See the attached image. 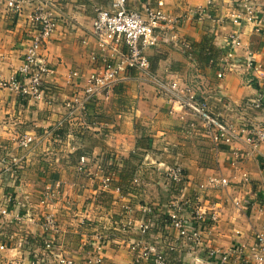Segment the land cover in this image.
I'll return each instance as SVG.
<instances>
[{
    "label": "crops",
    "instance_id": "crops-1",
    "mask_svg": "<svg viewBox=\"0 0 264 264\" xmlns=\"http://www.w3.org/2000/svg\"><path fill=\"white\" fill-rule=\"evenodd\" d=\"M26 1L20 13L0 7V80L11 78L21 65L34 35L29 15L36 6L61 10L75 21L61 27L42 51L54 68L45 78L51 88L44 100L0 88V160L21 166L19 182L13 180V169L0 175V264H49L38 226L47 215L54 216L62 228L60 235H48L60 258L96 264V238L103 234L100 254L104 264H153L139 258L141 243L159 246L165 235L179 243L178 229L164 228L159 221L172 213L177 198L159 186L160 173L175 165H181L188 177L181 197L186 214L193 215L197 206L202 214H214L217 222L211 228L203 227V250L176 247L169 251L165 247L171 264H218L209 251L253 247L257 235L264 233V143L255 148L244 140L214 145L196 115L190 114L186 121L169 117V103L160 87L167 81L189 84L213 112L233 123L242 122L246 115L242 104L248 98L264 99V81L258 82L245 70L220 79L212 56L232 53L239 64L255 60L264 66V28L256 30V19L264 16V0H250L256 18L238 24L227 17L235 9L240 13L244 9L241 5L233 8L231 0H167V10L181 17V35L193 45L192 56L165 44L151 49L149 73L126 74L111 102L100 97L90 101L84 112L67 108L66 102L81 97L88 78L104 66L101 59L106 53L92 37L91 28L97 11L110 9L112 0ZM146 1L129 0V5L140 10ZM203 5L209 15L198 19L191 10ZM236 32L243 43L240 48L229 40ZM206 37L202 51L200 44ZM91 52L98 61L91 59ZM75 69L81 70L82 78L67 87L65 77ZM257 124L264 128V118ZM27 134L38 139L25 156L20 139ZM109 152L124 162L115 186L103 191L99 165ZM135 153L142 158L131 163ZM82 157L89 162L85 173L79 170ZM131 170H135L133 177ZM129 173L130 178H125ZM136 175L143 179L140 185L133 182ZM212 177L228 179L230 185L207 187ZM48 188L53 190V199L41 203ZM26 194L30 201L22 206ZM146 204L150 213H144ZM3 209L11 213L5 216ZM144 226L150 229L144 232Z\"/></svg>",
    "mask_w": 264,
    "mask_h": 264
},
{
    "label": "built area",
    "instance_id": "built-area-1",
    "mask_svg": "<svg viewBox=\"0 0 264 264\" xmlns=\"http://www.w3.org/2000/svg\"><path fill=\"white\" fill-rule=\"evenodd\" d=\"M231 1L233 8L241 5L244 11L240 13L235 9L234 14L227 17L230 22L238 24L256 18L251 12L250 0ZM26 2V0H0V7L5 6L9 11L20 13ZM166 3L167 0H147L142 9L135 10L130 7L129 0H112L110 9L97 11L92 23L91 35L106 53L101 59L104 66L99 72L88 78L85 87L82 88L81 97L66 102L67 108L84 112L90 101L95 102L100 97L105 102H111L116 86L123 76L133 71L150 72L149 51L161 44L169 45L190 57L192 56L193 45L181 35V17H177L167 10ZM211 4L212 2L209 1L208 5ZM191 12L198 19H204L209 15L204 5L191 10ZM29 19L35 25L34 35L22 58L21 65L11 78L0 80V88L9 89L24 98L44 100L51 88L46 86L45 78L54 72V68L43 57L42 51L58 34L61 27H65L67 23L75 21V19L67 16L61 10L47 9L43 4L34 8ZM256 20V30L262 32L264 16L258 17ZM229 40L234 48L243 46L239 32L232 33ZM90 57L93 61H98L95 52H91ZM236 59L237 55L233 58L232 53L217 56L213 63L218 65V78L223 79L233 71L245 70L258 82L264 81V66L261 63L250 60L239 64ZM81 78V70H71L65 77V84L67 87H74ZM160 89L169 103V117L173 120L186 121L190 114L196 115L203 123L204 134L214 145L221 146L244 140L255 148L264 143V128L257 124L264 118V99L262 97L246 99L242 104L243 111L246 113L244 119L240 123H233L223 115L213 112L207 101L202 100L189 84L181 85L179 82L167 81L161 85ZM57 133H62L61 127L57 129ZM37 139L32 134L24 135L20 139V146L26 150L25 156L27 151L37 144ZM14 162L18 163L19 161L15 159ZM123 162L122 157L115 152H109L105 156V160L99 165L100 171L103 173L101 184L103 191L115 186V178L120 172ZM88 165V158L82 157L79 170L82 173L88 172ZM12 169L13 180L19 182L21 166L13 167V163L0 160V175L4 172L10 173ZM187 178L186 171L181 165L169 167L160 173L159 186L175 193L177 198L172 203V213L160 218L159 221L164 224V228L173 226L178 229L179 243L176 244L175 241H172L169 235L163 237V244L159 246L141 243L139 245L141 253L138 254L140 259L151 261L153 264H171L165 247L169 251H176V247L192 251L205 249L203 227H213L217 222V217L214 214H202L197 206L193 208V215L186 214L188 211L184 207L186 203L181 197L186 191ZM142 180L136 175L133 182L140 185ZM229 185L228 179L212 177L208 180L207 187L219 188ZM116 189L120 190L121 187L117 186ZM154 192H159L158 187H155ZM53 195V190L48 188V191L42 195L41 203L52 201ZM29 201L30 196L26 194L20 204L26 206ZM150 212L151 207L146 204L144 213ZM2 213L7 216L11 212L8 209H3ZM38 226L44 235L41 239L46 250L44 255L49 259V264L59 262L76 264L66 258H60L59 253L53 248V241L48 238V235L58 236L62 232L57 219L52 215H47L44 217V222L38 223ZM148 229H150L149 226L143 228L144 232ZM103 241H105L104 235L99 234L95 243L96 264H104L100 254V245ZM23 243L21 242L20 245L22 246ZM1 249H5V247L2 246ZM208 255L218 264H264V233L257 235L255 244L251 248L241 245L224 251L211 250Z\"/></svg>",
    "mask_w": 264,
    "mask_h": 264
},
{
    "label": "trees",
    "instance_id": "trees-1",
    "mask_svg": "<svg viewBox=\"0 0 264 264\" xmlns=\"http://www.w3.org/2000/svg\"><path fill=\"white\" fill-rule=\"evenodd\" d=\"M207 43H208V37H206V38H204V40H203V42L200 44V45H202L203 47H202V51H205V48H206V45H207ZM209 59H210V57H209ZM141 156L140 155H138V153H135V154H133L132 156H131V158H130V162L131 163H136V162H138V161H140L141 160ZM135 170H131V173H133ZM135 175V173H133L132 174V177ZM123 177H124V175L122 176V179H123ZM125 178H130V173H129V175H127V174H125ZM127 180V179H126ZM126 180H123V181H126Z\"/></svg>",
    "mask_w": 264,
    "mask_h": 264
},
{
    "label": "rangeland",
    "instance_id": "rangeland-1",
    "mask_svg": "<svg viewBox=\"0 0 264 264\" xmlns=\"http://www.w3.org/2000/svg\"><path fill=\"white\" fill-rule=\"evenodd\" d=\"M225 15H227V14H225ZM225 17H226V16H225ZM220 55H221V54H214V55L212 56V58H213V57H216V58H217V56H220ZM212 58H211V59H212ZM216 58H215V59H216ZM261 63H262V62H261ZM262 64H263V63H262ZM249 80H250V79H248V81H249ZM253 82H254V81H253Z\"/></svg>",
    "mask_w": 264,
    "mask_h": 264
}]
</instances>
